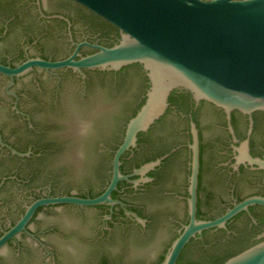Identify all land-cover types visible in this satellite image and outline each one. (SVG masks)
Returning <instances> with one entry per match:
<instances>
[{
  "label": "water",
  "instance_id": "95a60500",
  "mask_svg": "<svg viewBox=\"0 0 264 264\" xmlns=\"http://www.w3.org/2000/svg\"><path fill=\"white\" fill-rule=\"evenodd\" d=\"M0 264H264V0H0Z\"/></svg>",
  "mask_w": 264,
  "mask_h": 264
}]
</instances>
